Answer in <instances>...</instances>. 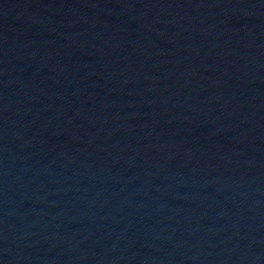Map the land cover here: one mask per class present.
I'll return each mask as SVG.
<instances>
[{"label": "water", "instance_id": "95a60500", "mask_svg": "<svg viewBox=\"0 0 264 264\" xmlns=\"http://www.w3.org/2000/svg\"><path fill=\"white\" fill-rule=\"evenodd\" d=\"M0 264H264V0H0Z\"/></svg>", "mask_w": 264, "mask_h": 264}]
</instances>
